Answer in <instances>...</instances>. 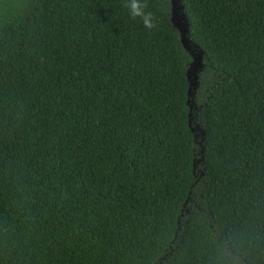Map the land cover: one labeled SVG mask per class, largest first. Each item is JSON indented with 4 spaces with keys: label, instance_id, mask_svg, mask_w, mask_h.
Masks as SVG:
<instances>
[{
    "label": "trees",
    "instance_id": "16d2710c",
    "mask_svg": "<svg viewBox=\"0 0 264 264\" xmlns=\"http://www.w3.org/2000/svg\"><path fill=\"white\" fill-rule=\"evenodd\" d=\"M0 0V264H264V0Z\"/></svg>",
    "mask_w": 264,
    "mask_h": 264
},
{
    "label": "water",
    "instance_id": "95a60500",
    "mask_svg": "<svg viewBox=\"0 0 264 264\" xmlns=\"http://www.w3.org/2000/svg\"><path fill=\"white\" fill-rule=\"evenodd\" d=\"M170 21L172 25L178 30L180 34V41L182 46L189 50L192 61L190 63L189 69L187 71V78L189 81V88H188V98L187 103L191 109V102H190V93L191 89L197 81V69L202 67V51H195L193 46L197 47L194 43L191 42L188 36V21L186 14L184 12V6L181 0H170Z\"/></svg>",
    "mask_w": 264,
    "mask_h": 264
},
{
    "label": "clouds",
    "instance_id": "9594fccd",
    "mask_svg": "<svg viewBox=\"0 0 264 264\" xmlns=\"http://www.w3.org/2000/svg\"><path fill=\"white\" fill-rule=\"evenodd\" d=\"M123 6L128 10L132 19H139L145 29H157L159 18L150 10L149 0H124Z\"/></svg>",
    "mask_w": 264,
    "mask_h": 264
}]
</instances>
